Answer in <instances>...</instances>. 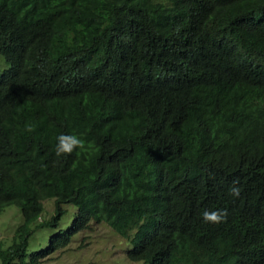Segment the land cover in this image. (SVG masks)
<instances>
[{
  "label": "trees",
  "instance_id": "1",
  "mask_svg": "<svg viewBox=\"0 0 264 264\" xmlns=\"http://www.w3.org/2000/svg\"><path fill=\"white\" fill-rule=\"evenodd\" d=\"M0 54V264L100 222L143 264H264V0H0Z\"/></svg>",
  "mask_w": 264,
  "mask_h": 264
},
{
  "label": "rangeland",
  "instance_id": "2",
  "mask_svg": "<svg viewBox=\"0 0 264 264\" xmlns=\"http://www.w3.org/2000/svg\"><path fill=\"white\" fill-rule=\"evenodd\" d=\"M5 66V58L0 54V71H3ZM46 208V214L51 215L54 208L53 200L46 203ZM21 221V209L15 204H9L0 211V245L10 243L9 237ZM129 247H132V243L115 232L108 223H93L90 229L76 234L65 247L50 253L47 259L42 260V263L140 264L127 259L126 251Z\"/></svg>",
  "mask_w": 264,
  "mask_h": 264
},
{
  "label": "clouds",
  "instance_id": "3",
  "mask_svg": "<svg viewBox=\"0 0 264 264\" xmlns=\"http://www.w3.org/2000/svg\"><path fill=\"white\" fill-rule=\"evenodd\" d=\"M32 130H33V126L29 125L28 131H32ZM85 143L86 142L78 134L61 133L57 137L55 154L57 157L63 155H71L77 149H83L85 147ZM238 183H239L238 181H233V185L229 189L230 195L235 198H239L241 195V188L238 186ZM227 217H228L227 209H213V210L205 209L202 212V218L207 223L219 224L225 222ZM129 248H127V251L129 250ZM127 251H126V257H127ZM127 259L131 262L135 261L130 259L129 257H127ZM136 262L143 264L140 261H136Z\"/></svg>",
  "mask_w": 264,
  "mask_h": 264
}]
</instances>
